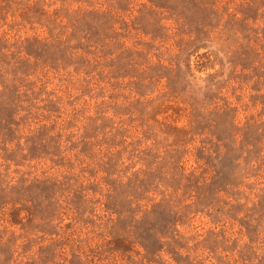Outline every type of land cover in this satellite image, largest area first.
<instances>
[{
  "label": "rangeland",
  "instance_id": "rangeland-1",
  "mask_svg": "<svg viewBox=\"0 0 264 264\" xmlns=\"http://www.w3.org/2000/svg\"><path fill=\"white\" fill-rule=\"evenodd\" d=\"M0 264H264V0H0Z\"/></svg>",
  "mask_w": 264,
  "mask_h": 264
}]
</instances>
